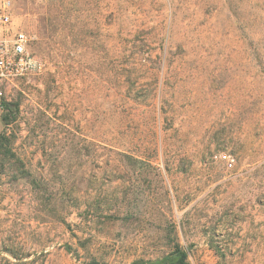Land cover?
<instances>
[{
  "label": "rangeland",
  "instance_id": "374dc122",
  "mask_svg": "<svg viewBox=\"0 0 264 264\" xmlns=\"http://www.w3.org/2000/svg\"><path fill=\"white\" fill-rule=\"evenodd\" d=\"M9 1L0 264H264V0Z\"/></svg>",
  "mask_w": 264,
  "mask_h": 264
},
{
  "label": "built area",
  "instance_id": "2783aa9c",
  "mask_svg": "<svg viewBox=\"0 0 264 264\" xmlns=\"http://www.w3.org/2000/svg\"><path fill=\"white\" fill-rule=\"evenodd\" d=\"M10 1L0 4V22L10 21ZM37 59L24 47L23 37L0 39V111L7 103V89L17 78L39 69Z\"/></svg>",
  "mask_w": 264,
  "mask_h": 264
},
{
  "label": "trees",
  "instance_id": "16d2710c",
  "mask_svg": "<svg viewBox=\"0 0 264 264\" xmlns=\"http://www.w3.org/2000/svg\"><path fill=\"white\" fill-rule=\"evenodd\" d=\"M140 264H190L187 251L178 243L173 244V248L167 254L154 260L140 262Z\"/></svg>",
  "mask_w": 264,
  "mask_h": 264
}]
</instances>
